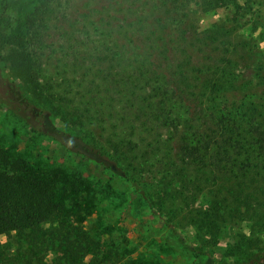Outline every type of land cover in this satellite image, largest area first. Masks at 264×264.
I'll return each mask as SVG.
<instances>
[{"label": "trees", "instance_id": "1", "mask_svg": "<svg viewBox=\"0 0 264 264\" xmlns=\"http://www.w3.org/2000/svg\"><path fill=\"white\" fill-rule=\"evenodd\" d=\"M9 1L2 0L5 10ZM240 5V0H84L78 17H70L72 0H42L24 19L22 39L30 52L20 61L31 83L44 93L61 89L69 99L66 117L79 129L87 126L92 107L102 108L115 130L110 146L133 176L157 158L162 163L155 207L178 204L181 221L213 243L236 224L264 231V98L258 105L226 100L236 81L227 54L233 47L241 52L247 46L242 40L250 39L220 24L199 26L204 15ZM56 24L71 76L44 80L45 48ZM0 89L6 97L0 95L1 107L50 136L29 123L26 100L15 104L7 87L0 83ZM78 138L102 148L92 134ZM52 197V187L0 150V236H22L29 259L64 247L63 264H80L91 242L66 234L59 244L53 230L40 232L61 214ZM246 240L240 234L241 250ZM237 264H264V246Z\"/></svg>", "mask_w": 264, "mask_h": 264}, {"label": "rangeland", "instance_id": "2", "mask_svg": "<svg viewBox=\"0 0 264 264\" xmlns=\"http://www.w3.org/2000/svg\"><path fill=\"white\" fill-rule=\"evenodd\" d=\"M41 1L10 0L5 10L0 0V83L7 87L13 103L26 100L29 123L40 124L52 136L40 135L0 106V150L20 160L28 175L52 187V198L61 207L58 219L40 232L53 230L59 244L66 234L85 245L91 242L80 264H237L246 253L264 246V231L247 223L223 229L213 243L209 235L203 239L194 225L181 221L178 204L155 207L157 183L164 170L159 159L133 176L119 151L110 146L115 130L102 108L92 107L86 113L87 126L79 129L66 117L69 99L61 89L44 93L31 83L20 61L24 51L30 52L22 39L24 19ZM83 2L72 0L70 17H78ZM240 4L238 9L221 7L204 15L199 26L205 30L220 24L250 39L242 40L247 46L241 52L233 47L227 54L236 81L226 100L239 104L251 99L258 105L264 98V0H240ZM62 34L57 24L49 31L44 80L71 76ZM0 95L4 96L1 89ZM86 134L95 136L102 148L82 143L78 136ZM164 154L163 149L160 156ZM240 234L247 236L243 250ZM28 248L16 232L1 235L0 264H63L64 247L53 255L43 253L39 260L29 259Z\"/></svg>", "mask_w": 264, "mask_h": 264}]
</instances>
